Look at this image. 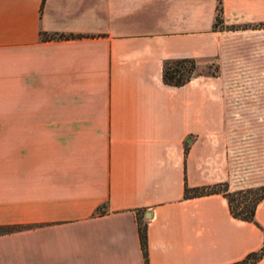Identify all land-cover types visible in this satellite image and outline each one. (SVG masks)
<instances>
[{
	"label": "crops",
	"instance_id": "1",
	"mask_svg": "<svg viewBox=\"0 0 264 264\" xmlns=\"http://www.w3.org/2000/svg\"><path fill=\"white\" fill-rule=\"evenodd\" d=\"M218 2L0 0V264H234L262 248L264 200L257 224L223 193L185 198L245 188L223 72L164 80L169 59L243 64L250 40L264 65V0H223L225 25H252L237 29L214 28Z\"/></svg>",
	"mask_w": 264,
	"mask_h": 264
},
{
	"label": "rangeland",
	"instance_id": "2",
	"mask_svg": "<svg viewBox=\"0 0 264 264\" xmlns=\"http://www.w3.org/2000/svg\"><path fill=\"white\" fill-rule=\"evenodd\" d=\"M248 28L252 25H234ZM245 47V62H236L235 50L227 63H198L200 75L223 72L221 88L226 110L222 114V136L231 172L240 187L264 184V65L252 63V41Z\"/></svg>",
	"mask_w": 264,
	"mask_h": 264
},
{
	"label": "trees",
	"instance_id": "3",
	"mask_svg": "<svg viewBox=\"0 0 264 264\" xmlns=\"http://www.w3.org/2000/svg\"><path fill=\"white\" fill-rule=\"evenodd\" d=\"M215 29H237L234 25H225L223 17V0H219L217 6V16L214 24ZM43 38H48V33H42ZM54 36V35H52ZM67 36L60 34V37ZM198 61L193 58L169 59L164 64V80L169 85L182 86L191 81L195 76ZM211 76H217L218 73H210ZM214 193H223L228 199L231 212L234 217L255 222L256 211L259 204L264 200V184L251 186L238 190H230L229 183H219L211 186H203L185 189V198L199 197ZM141 243L147 263L149 262V242H148V223L140 220ZM264 257V245L258 251L249 253L244 259L234 264H256Z\"/></svg>",
	"mask_w": 264,
	"mask_h": 264
}]
</instances>
